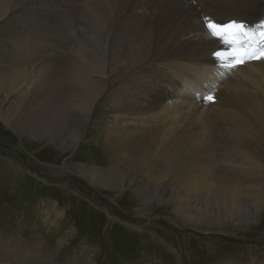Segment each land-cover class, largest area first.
Instances as JSON below:
<instances>
[{
	"label": "bare ground",
	"instance_id": "bare-ground-1",
	"mask_svg": "<svg viewBox=\"0 0 264 264\" xmlns=\"http://www.w3.org/2000/svg\"><path fill=\"white\" fill-rule=\"evenodd\" d=\"M20 1L22 0H0V26L10 24L12 21L17 22L14 24L15 30L10 38L4 39L0 51V120L18 131L15 124L22 128L24 118L27 116L19 115L22 114L21 110L13 111L19 99L30 97L32 103L28 106L30 108L28 114L31 111L36 113L34 111L37 105L34 103L38 100L47 103V96L44 97L43 92H46L45 89L48 92L53 91L54 81L55 83L66 82L68 88L65 91L68 95L74 92L76 95L78 91L80 92V90L76 92L73 88L75 84L72 81L76 80L84 85V88L86 87L87 93L86 95L80 93V97L83 96L80 99L81 104H84L80 117L83 126L91 120L96 103L107 94L106 106L114 112L116 131L113 135L120 143L121 153L125 155V158L128 157V160L132 161L141 155L142 161L145 162L154 158L155 165L163 163L162 170L165 172L163 177H167L166 171L171 170L167 175L174 180L184 176L186 181L192 173L197 174L198 183L203 184V188L210 189L209 193L213 198L219 202V199H223L219 198L220 196L225 197L223 205L228 209L230 224L236 225L234 213L236 207H240L241 200L239 187L242 185L248 191L258 192L264 184V164L256 163L246 155L250 145L246 137L225 140V137L221 136H226L228 133L226 128H230L231 123L232 125L236 122L241 123L242 120L238 119L240 115L244 116L243 120L249 115L239 108L240 103H236L233 99H225V96L219 95L221 92L214 93L213 85L223 84L225 76L232 74L229 81L232 80L234 89L245 94L248 88L247 92H251L252 96L248 101L252 99L256 102L257 97L261 96L259 99L264 97V59L258 58L259 54L264 52V0H42V5L52 10L51 15L56 22L55 27L49 32L45 31L40 20L26 21L37 12L21 18L12 14L16 12L15 5H19ZM91 4L94 5L92 7L96 12L101 11L105 16L117 15L114 23L121 27L119 30L121 34H125H118L119 31L115 34L112 28V31L102 33L104 40L108 39L103 40L99 45L109 49L111 56L104 63L100 62L96 66H93L95 63V61L92 62L93 59L88 61L82 56V50L93 45L82 43L78 45L70 39L69 33V29L76 26L73 25V19L77 20L80 10L89 8ZM233 20L245 26L244 29L234 32L235 42H231L234 44L233 50H238L241 55L243 54L242 46L245 48V45L248 49L253 47L260 49L258 56H253L254 53L252 57L250 56V61L247 60L249 56H245V59L244 56L233 57L235 54L232 55L229 43L219 41L211 35L208 27L210 22L226 24ZM106 29L109 28L105 27L104 30ZM253 37H258L254 45ZM67 38L69 40H66ZM113 47H117L119 52H115L117 50L112 49ZM238 61L242 62L238 63ZM63 71H69L65 77L54 76ZM230 82L227 83L228 86ZM79 87L82 88V86ZM110 88L115 89L111 91ZM212 91L219 102L216 106L210 103L209 107L204 106L209 101L205 98ZM230 92L237 93L234 90ZM227 94L229 96L228 92ZM58 100L65 102L63 111L59 114L70 113L65 109H69L67 103L72 100H68L67 103L66 98ZM76 103L72 102V106ZM79 105L76 107H80ZM51 106L42 108L40 111L46 116V112L55 110L58 105L52 106V109ZM209 108L214 111L213 117H210ZM215 108L222 109L225 119L219 117V110ZM257 112L255 113L258 114ZM65 117L68 118V115ZM226 119L231 120L225 122ZM198 135H200V141L194 146ZM73 141L71 147L69 145V152L75 151L80 144L81 136L74 137ZM143 141H149L151 146H145ZM220 146L227 150L222 158L216 159ZM228 150L231 151V155H228ZM101 153H104V149ZM13 163L8 161L7 168L16 179L29 174V171L22 166L16 167ZM66 165L70 170H75L83 176L85 180L89 176L92 183L95 181V176L104 178L101 174L102 169L88 168L78 160L68 162ZM222 167L228 169L225 170L226 174H222ZM117 188L118 190L124 188L122 180L117 182ZM74 196L83 199L77 193ZM200 198L196 196L193 200ZM83 200L91 204V201ZM212 201L215 202L214 199ZM190 202L184 203L186 207L178 210L182 222L187 227L201 230L206 223L204 220L209 216H212L210 220L212 223L215 221L216 216L206 214L196 205L192 206ZM219 203L215 202V205ZM92 205L95 204L92 203ZM106 212L108 217L115 219L109 211ZM218 225H220L219 222ZM215 231L217 229L207 230L212 233ZM13 242V239L9 238L2 247L5 245L13 247ZM2 251L0 264H18L25 261L28 263L26 253L21 252L17 255L15 249ZM11 255L13 259L10 258ZM176 259L177 264H184L180 251ZM262 263L264 264V261Z\"/></svg>",
	"mask_w": 264,
	"mask_h": 264
},
{
	"label": "rangeland",
	"instance_id": "rangeland-1",
	"mask_svg": "<svg viewBox=\"0 0 264 264\" xmlns=\"http://www.w3.org/2000/svg\"><path fill=\"white\" fill-rule=\"evenodd\" d=\"M92 5L89 8L86 7L88 11L85 8L80 10L79 18L73 19V25L76 26L70 28L69 33L73 37L70 39L78 45L81 43L93 45L88 49L84 48L82 56L88 61L93 59L94 65L90 64L96 66L100 62L104 63L111 56L109 49L99 45L104 40L101 36L102 33L105 34L112 28L113 31H111L115 30L116 34L121 30V27L114 23L117 15L105 16L101 11L96 12ZM15 8L16 12L12 14L17 18L37 12L26 21L40 20L47 32L55 27L56 22L51 15L52 10L46 5L43 6L42 0H22L19 5H15ZM92 18H96V21ZM15 22L0 26V51L4 39L10 38L11 33L15 30L14 24L17 23ZM105 27L109 29L104 30ZM64 34L66 36V33ZM118 34L125 35L120 31ZM235 37H232V42H235ZM257 39L258 37L252 38L253 45ZM233 45V43L228 44L232 55L235 54L233 57L244 56L245 59V56H249L248 61L251 60L250 56L252 57L253 53V56H258L257 53L260 50L257 47L248 49L245 45V48L242 46V53L245 55H240L238 50H233ZM112 49L117 51L110 50L119 52L117 47ZM68 72H58L54 76L65 77ZM231 76L232 74L225 76L223 84L213 85V91L214 93L221 92L219 95L225 96V99H233L236 103H240L238 104L239 108L249 116L243 120L244 116L240 115L241 117L238 119L242 120L241 123L236 122L239 125L234 123L235 126L231 123V127L226 128L228 130L226 136H221L225 137V140L246 137L250 142L246 155L251 157L254 162L264 164V133L261 134L264 132V97L260 99L261 96L257 97L256 102L252 99L248 101L252 96L251 92H247L249 89L246 88L245 94L234 89L232 80L229 81ZM229 82L232 86H228ZM65 83H55L54 81L52 84H54L55 90L48 92L45 89L46 92H43V95L47 96V103L41 100L35 102L37 108L34 112L36 113L31 111L28 114L30 109L28 106L32 103L30 97H22L18 100V107L14 106L13 111L21 110L22 114L19 115H27L24 118L25 122L22 120L24 125L22 128L15 124L18 131L0 120V254L3 253V249H15L17 255L21 252L26 253L28 263L25 261L18 262V264H177L176 256L180 251L184 264H191V262L193 264H263L264 184L261 185L258 192L248 191L240 185V207H236L234 213V221L237 224L232 226L231 219L227 214L228 209L223 205L225 197L220 196L219 198L223 199H219V203L209 193L210 189L203 188V184L198 183L197 174L192 173L186 181L184 176L174 180L167 175L171 170H167L165 175L167 177H163L165 174L162 170L163 163L155 165L154 158H150L146 162L142 161L141 155L132 161L128 160V157L125 158V155L121 153L120 143L113 135V132L116 131L114 112L106 106L107 94L99 99L91 115V120L83 126L80 117L84 104H81L80 99L83 96L80 97V95L87 94L86 87L84 88L80 82L73 80L72 83L75 84L73 88L76 89V92L78 90L80 92L78 91L76 95L75 92L72 93L73 95H68V92L65 91L68 86ZM227 88L229 96L226 92ZM114 89L110 88L109 90ZM232 90L237 93H231ZM213 91L205 98L210 102L206 100L207 103L204 106L210 104L216 106L219 102L216 100L217 93L214 94ZM59 94L60 96H58ZM221 96L219 97L221 98ZM74 97L77 98V103L79 102L81 106L76 103ZM246 97L249 98L246 99ZM59 98H66V103L68 100L76 103L75 106H72V102L70 104L68 101L69 109H65L66 112L70 111L71 113H66L68 118L65 117V113V116L59 114L62 113L65 103L63 100H58ZM49 105L58 106L55 110L46 112V117L40 109L47 108ZM78 105L80 107H76ZM217 110H219V117L225 119L222 109ZM209 111L211 112L210 117H213L214 111H211V108ZM50 114H54L55 117ZM67 119L68 121H66ZM54 120L55 122H52ZM227 120L231 119L224 121ZM76 136H81L80 144L75 151L69 152V145L71 147ZM199 138L200 135H198L194 146L200 141ZM144 145L151 146V143L145 141ZM102 149H104V153H101ZM226 150L227 148L220 146L215 158H222ZM227 153L231 155V151L228 150ZM76 160L88 168L102 169L101 174L104 175V178L100 179L95 176L93 183L89 176L85 180L83 176L75 170H70L66 165V163ZM8 161L14 162L13 165L16 167L22 166L29 171V174L16 179L14 174L8 171ZM221 169L222 174H226L225 170L228 169L225 167ZM120 180L124 183V188L118 190L117 182ZM73 192L83 199L91 201V204L74 196ZM196 196L201 198L193 200ZM211 198L219 205H215ZM189 202L206 214L216 216L215 221L212 223L210 221L212 216H209L204 220L206 223L201 230L187 227L182 222L178 210L185 208L184 203ZM106 211H109L115 219L108 217ZM226 218L228 220H225ZM208 229H217V231L215 233L207 232ZM9 238L14 241L13 247L11 245L2 247ZM10 258L13 259L12 255Z\"/></svg>",
	"mask_w": 264,
	"mask_h": 264
},
{
	"label": "snow or ice",
	"instance_id": "snow-or-ice-1",
	"mask_svg": "<svg viewBox=\"0 0 264 264\" xmlns=\"http://www.w3.org/2000/svg\"><path fill=\"white\" fill-rule=\"evenodd\" d=\"M209 29L211 30V35L217 38L219 41H223L224 43L228 44L232 42V37L234 36L235 31H239L244 29L243 24H238L235 20L230 23L226 24H219V23H209ZM219 55V53H217ZM259 59H264V52L259 54ZM242 62V61H238Z\"/></svg>",
	"mask_w": 264,
	"mask_h": 264
}]
</instances>
